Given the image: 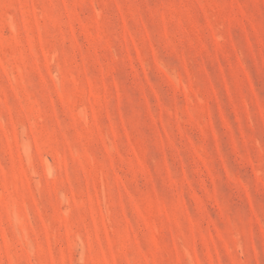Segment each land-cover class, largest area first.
Returning <instances> with one entry per match:
<instances>
[{
  "label": "rangeland",
  "instance_id": "1",
  "mask_svg": "<svg viewBox=\"0 0 264 264\" xmlns=\"http://www.w3.org/2000/svg\"><path fill=\"white\" fill-rule=\"evenodd\" d=\"M0 264H264V0H0Z\"/></svg>",
  "mask_w": 264,
  "mask_h": 264
}]
</instances>
